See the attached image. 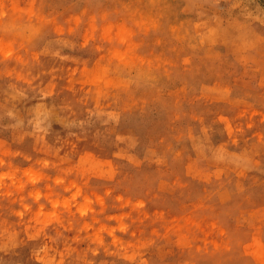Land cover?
<instances>
[{
	"label": "rangeland",
	"instance_id": "374dc122",
	"mask_svg": "<svg viewBox=\"0 0 264 264\" xmlns=\"http://www.w3.org/2000/svg\"><path fill=\"white\" fill-rule=\"evenodd\" d=\"M0 264H264V0H0Z\"/></svg>",
	"mask_w": 264,
	"mask_h": 264
}]
</instances>
